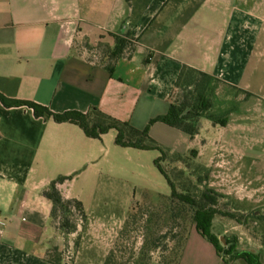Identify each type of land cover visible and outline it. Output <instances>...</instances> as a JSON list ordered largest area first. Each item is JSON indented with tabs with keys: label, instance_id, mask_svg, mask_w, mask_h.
I'll return each mask as SVG.
<instances>
[{
	"label": "crops",
	"instance_id": "obj_1",
	"mask_svg": "<svg viewBox=\"0 0 264 264\" xmlns=\"http://www.w3.org/2000/svg\"><path fill=\"white\" fill-rule=\"evenodd\" d=\"M128 32L135 50L110 73L95 48L112 49L113 36ZM185 66L217 80L211 113L234 106L227 125L215 126L227 134L239 183L248 159V184H262L247 189L264 190V0H154L137 20L126 0H0V94L9 100L57 114L97 108L157 140L155 129L168 125L151 121L169 112ZM115 136L92 139L78 125L0 101V264H68L43 192L84 173L95 188L99 143L112 149ZM71 183L60 186L66 199H76Z\"/></svg>",
	"mask_w": 264,
	"mask_h": 264
},
{
	"label": "rangeland",
	"instance_id": "obj_2",
	"mask_svg": "<svg viewBox=\"0 0 264 264\" xmlns=\"http://www.w3.org/2000/svg\"><path fill=\"white\" fill-rule=\"evenodd\" d=\"M230 110L225 113L215 108L212 113L221 119ZM162 126L165 129H155L154 139L161 150L119 147L117 136L111 140L112 149L107 139L100 141L103 154L94 175L95 188L91 173L66 176L72 182L69 191L83 203L87 214L85 219L75 212L70 222L77 225V231L63 236L68 264H247L232 257L225 262L209 239L196 230L192 212L179 207L177 199L173 206V188L156 165L164 152L174 154L168 153L162 165L179 193L189 190L200 200L210 190L218 196L216 207L237 217L217 215L212 234L224 247L227 240L237 242L240 251L259 254L264 263V190L247 189L262 184L258 178L254 180L255 170L248 173L250 160L241 161L242 185L237 169L231 170L232 161L222 143L227 135L223 129L203 119L200 137L192 141L183 131ZM206 144L208 148L201 153ZM248 177L254 178L251 184Z\"/></svg>",
	"mask_w": 264,
	"mask_h": 264
},
{
	"label": "trees",
	"instance_id": "obj_3",
	"mask_svg": "<svg viewBox=\"0 0 264 264\" xmlns=\"http://www.w3.org/2000/svg\"><path fill=\"white\" fill-rule=\"evenodd\" d=\"M133 9V18L137 20L141 17L146 7L154 0H126ZM115 39V47L95 48L100 50L99 65L104 67L110 73H113L116 62L122 58H130L135 50L136 40L132 38L128 32L125 36H113ZM96 55V54H95ZM217 80L213 76L199 71L197 69L185 66L181 71L179 78L175 85V93L173 95V102L170 106L167 115L158 117L151 121V125L156 122H163L168 126L179 129L189 135L192 139L198 136L202 129V120L207 119L214 123L225 127L228 123V117L231 112L223 118H217L211 113L213 108V95L215 92V84ZM177 94V96H175ZM0 101L6 107H22L26 106L34 110L37 117H44L46 119H53L56 123H72L78 125L83 129L86 136L92 139H101L104 135L114 130L117 132L116 145L123 148H133L138 150H161L159 145L150 137L149 128L145 130H138L129 123L118 121L97 108L93 109L88 114H83L77 111H70L63 114L51 112L48 108L42 107L32 102H25L19 100H9L0 94ZM170 152H164L163 158L157 161L156 165L166 177L173 188L174 194L171 197L172 201L177 199L179 207L183 205L192 212L191 222L196 230L204 238L214 245L216 252L225 262L228 257L233 260H244L247 264H264L261 256L254 252L240 251L238 243L232 244L227 240V248L223 246L221 240L212 234L211 230L214 220L217 215H223L236 219L237 217L230 213H222L216 206L218 196L213 194L210 190H205L200 200L193 197L185 190L184 193H179L177 184L172 180L171 176L164 169L162 163L166 155ZM197 154L196 151H192ZM174 155V154H171ZM177 157H182L176 154ZM71 180L68 177H60L53 181L49 187L43 192L53 204L52 221L53 225L63 235H68L77 231V225L71 224L70 219L74 217L75 212L83 218H87L84 205L77 199H66L60 186L65 182ZM174 206V201L172 202ZM181 205V206H180ZM170 215H173L175 207L171 210ZM169 213V212H168ZM178 213V212H177ZM60 220L59 223H56ZM179 252L177 251V255ZM173 261H171L172 263Z\"/></svg>",
	"mask_w": 264,
	"mask_h": 264
}]
</instances>
